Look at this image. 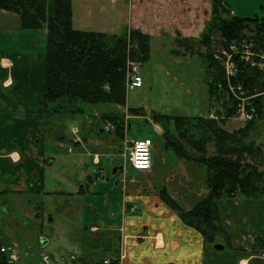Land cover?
Here are the masks:
<instances>
[{
    "label": "crops",
    "instance_id": "1",
    "mask_svg": "<svg viewBox=\"0 0 264 264\" xmlns=\"http://www.w3.org/2000/svg\"><path fill=\"white\" fill-rule=\"evenodd\" d=\"M222 2L227 15L264 18L255 9L258 3L264 9L263 0ZM205 10L211 14L212 0H72V25L106 35L139 30L148 38L166 37L176 41L175 55L183 56L180 49L205 36L211 23ZM7 14L0 12L4 30L16 20ZM25 33L31 42L25 51L3 49L0 43V58L12 60L9 69L0 66V200L8 206L2 209L18 216L11 223L14 231L22 235L23 228L45 223L55 229L60 217L72 225L75 212L80 226L90 224L104 253L91 264H102L103 259L117 264H206L202 236L185 226L159 195L165 189L184 209H191L205 197L204 168L178 156L165 144L160 125L152 123L154 137H142L152 140L151 167L135 172L127 166L128 171L123 144L129 121L137 117L126 112L117 114L121 130L102 118L108 112H85L79 102H73L72 109L84 112L47 115L44 46L34 33ZM8 75L11 85L5 87ZM47 244L38 238L35 246ZM70 258L78 264L76 256ZM38 263L50 264L49 257L47 263L41 258Z\"/></svg>",
    "mask_w": 264,
    "mask_h": 264
},
{
    "label": "trees",
    "instance_id": "2",
    "mask_svg": "<svg viewBox=\"0 0 264 264\" xmlns=\"http://www.w3.org/2000/svg\"><path fill=\"white\" fill-rule=\"evenodd\" d=\"M0 10L18 15L22 31L45 30L43 97L47 115L78 113L83 109H72L73 102L77 101L93 107L125 106L127 60H136L140 64L147 60V35L139 30H130L127 35L76 30L72 25V0H0ZM212 13L217 19L211 21L203 40L197 45L208 49L212 37L216 36L217 48L232 43L239 46L242 40L256 42L258 49L264 48V18L227 15L222 0H212ZM201 59L208 85L207 115L179 117L153 112V118L155 123L163 126L167 146L172 147L178 156L204 168L205 197L191 209H184L165 189L160 190L159 195L185 226L202 236L206 246V243H214L212 233L216 223H221L222 206L227 201L249 195L264 196V173L246 161V157L259 154V148H251L249 143L254 145L253 141H244L256 123L264 118V83L261 72L251 68L245 60L234 58L238 70L230 82L235 87L241 86L247 95H254L250 100L254 116L245 122L243 128L228 132L218 123L223 124L235 115L236 102L227 88L224 70L213 53H204ZM128 111L137 112L135 109ZM211 112L217 120L208 117ZM102 118L110 121L115 130L123 129L122 120L116 113L108 112ZM171 122L177 132L174 137L169 132ZM186 126L193 131L187 133L189 128ZM211 141L214 153L206 155V145ZM182 143L196 150L199 156L186 152ZM204 225L211 230L210 233L202 229ZM2 242L0 240V246ZM3 260L0 255V264ZM111 264H117L116 260Z\"/></svg>",
    "mask_w": 264,
    "mask_h": 264
},
{
    "label": "rangeland",
    "instance_id": "3",
    "mask_svg": "<svg viewBox=\"0 0 264 264\" xmlns=\"http://www.w3.org/2000/svg\"><path fill=\"white\" fill-rule=\"evenodd\" d=\"M246 1L242 0L240 2V0H236V5L245 4L247 3ZM261 6L262 4L258 3L255 9H257V13L263 16L264 9H260ZM1 11L8 13L9 15L7 14V16H16V20L12 21L11 27L6 30L3 28L5 24L0 16V43L3 41L2 45H5L3 49H9L10 47L12 51H25L31 42L28 39L29 37L27 38V35H25V31L15 32L20 29L18 15L8 11ZM209 14L205 10V19L209 17ZM210 15L211 21L217 19L214 18L212 11ZM254 17L255 14H252L249 18ZM43 32L39 31L34 34L38 36L36 42L44 46L45 35ZM217 40V37L213 36L212 43L208 49L205 46L197 45V42L194 45L189 44L188 49H180L183 52V56H178L174 53L176 41H170L166 37L149 38V56L147 60L141 64L136 60H127V63L133 62V64L138 65V72L142 78V87L127 91L125 88V106H119V109H117L114 105H110L107 108V106L98 105L93 107L78 103L85 109V112L92 109L97 112H113L116 114L126 112L131 116L137 117L129 121L128 137L123 144L127 148L126 152H124L123 162L124 164L125 161L128 163L124 167H130L127 155L128 141L131 138L141 139L147 135L154 137L152 123L155 122L153 112L179 117H202L207 115L208 85L206 68H204L198 52H200L201 56L207 52L215 54L219 45ZM11 62L12 60L9 57L0 58V66L5 69L11 67ZM3 84L5 87L11 85L9 75L5 78ZM128 109H135L137 112H129ZM81 112L84 111L82 110ZM172 124L171 122L168 127L170 134L174 137L173 135H177V132ZM159 125L160 134L163 136V126ZM244 125L245 122L238 119H228L223 124L218 123L220 128L228 132L243 128ZM187 127L189 128L187 133L193 131L189 126ZM244 141L247 143L253 141L254 145L249 143L252 146L251 148H259V154L256 153V155L246 157V161L253 165L257 171L264 173V118L256 123L253 132ZM179 143L181 144V141ZM182 145L183 149L189 154L195 157L199 156V153L186 143H182ZM212 153H214V145L211 141L206 145V155H211ZM129 167H127L128 171H130ZM127 176H132V172L127 174ZM4 204L0 200V240L3 241L1 243L3 244L2 246H12L15 252L18 253L19 261L17 264H39V259H42L43 255L49 257L50 264H75L76 261L71 260L70 255L78 258V264H91L92 260H97L104 254L99 247L98 236L89 230L90 224L83 223V226H80L81 219L76 216L75 212H73L75 222L72 225L60 217L59 222L55 224V229L54 226L46 223L41 227L27 228L23 226L25 227L23 228L25 233L21 235L19 232L14 231V225L11 224L18 216L14 215L9 208L2 209V207H8L3 206ZM51 211L50 215L53 218L54 215ZM221 212V223H216V229L212 233L214 243H206L204 249L206 264H264V196L249 195L241 199H231L222 206ZM80 227H83V231L80 230ZM202 229L208 233L211 231L205 225L202 226ZM38 238H45L49 241V244L43 248L35 246ZM13 241H17L19 248L15 246ZM215 243L222 245L223 248L221 250L215 249L213 247ZM27 247L32 248L27 249Z\"/></svg>",
    "mask_w": 264,
    "mask_h": 264
},
{
    "label": "built area",
    "instance_id": "4",
    "mask_svg": "<svg viewBox=\"0 0 264 264\" xmlns=\"http://www.w3.org/2000/svg\"><path fill=\"white\" fill-rule=\"evenodd\" d=\"M258 46L256 42L242 40L239 46L233 43L227 47L219 46L214 54L215 59L219 61L224 70L227 88L236 102L235 115L231 119H238L244 122L253 119L254 109L251 106L250 100L254 95H247L241 86H233L230 79L236 75L238 70L234 61V58L237 57L238 60H245L251 68H255L261 72L264 83V48L258 49ZM126 68V89L135 90L140 88L142 86V78L138 72V65L133 64V62H128ZM209 118L217 120L216 115L212 112L209 114ZM127 155L130 168L133 171H148L151 167L152 140L150 138L130 140ZM11 158L16 159L14 154L11 155ZM135 208V206H132L130 209L134 211ZM0 255L4 258L1 264H16L18 261L17 253L12 246L1 245ZM42 260L47 263L48 257L43 255ZM102 264H111V262L108 259H103Z\"/></svg>",
    "mask_w": 264,
    "mask_h": 264
},
{
    "label": "water",
    "instance_id": "5",
    "mask_svg": "<svg viewBox=\"0 0 264 264\" xmlns=\"http://www.w3.org/2000/svg\"><path fill=\"white\" fill-rule=\"evenodd\" d=\"M213 247L217 250H221L223 248L220 244H215Z\"/></svg>",
    "mask_w": 264,
    "mask_h": 264
}]
</instances>
